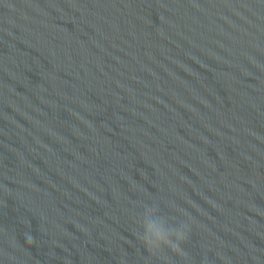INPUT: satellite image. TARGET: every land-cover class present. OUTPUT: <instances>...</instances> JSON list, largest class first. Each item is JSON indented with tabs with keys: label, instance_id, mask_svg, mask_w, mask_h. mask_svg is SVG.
I'll use <instances>...</instances> for the list:
<instances>
[{
	"label": "water",
	"instance_id": "water-1",
	"mask_svg": "<svg viewBox=\"0 0 264 264\" xmlns=\"http://www.w3.org/2000/svg\"><path fill=\"white\" fill-rule=\"evenodd\" d=\"M0 264H264V0H0Z\"/></svg>",
	"mask_w": 264,
	"mask_h": 264
},
{
	"label": "clouds",
	"instance_id": "clouds-1",
	"mask_svg": "<svg viewBox=\"0 0 264 264\" xmlns=\"http://www.w3.org/2000/svg\"><path fill=\"white\" fill-rule=\"evenodd\" d=\"M174 238L163 233L159 229H154L149 237L143 241L149 252H160L163 248H170L176 253H181L180 245L186 241L187 235L184 231L178 230L173 233Z\"/></svg>",
	"mask_w": 264,
	"mask_h": 264
}]
</instances>
